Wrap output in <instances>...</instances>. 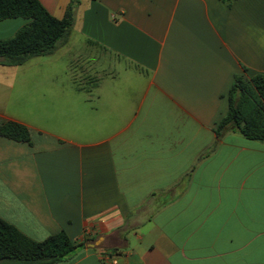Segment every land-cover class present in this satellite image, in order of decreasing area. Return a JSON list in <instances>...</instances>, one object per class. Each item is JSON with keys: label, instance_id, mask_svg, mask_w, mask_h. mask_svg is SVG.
<instances>
[{"label": "crops", "instance_id": "1", "mask_svg": "<svg viewBox=\"0 0 264 264\" xmlns=\"http://www.w3.org/2000/svg\"><path fill=\"white\" fill-rule=\"evenodd\" d=\"M40 1L63 18L73 0ZM43 57L71 68L43 76L38 111L10 100L31 59L0 64V125L31 133L0 135L1 218L66 231L51 264H264V141L216 131L235 76L264 73V0H78Z\"/></svg>", "mask_w": 264, "mask_h": 264}, {"label": "trees", "instance_id": "2", "mask_svg": "<svg viewBox=\"0 0 264 264\" xmlns=\"http://www.w3.org/2000/svg\"><path fill=\"white\" fill-rule=\"evenodd\" d=\"M77 2L73 0L65 16L58 18L40 0H0V21L27 20L13 37L0 38V64L18 66L34 57L53 54L69 40ZM228 100L229 109L219 122L217 133L230 128L249 139L264 141V73L251 76L245 70L236 75ZM0 135L17 141H31L28 126L17 121L0 125ZM77 246L64 230L36 241L0 217V261L51 264L70 255Z\"/></svg>", "mask_w": 264, "mask_h": 264}, {"label": "rangeland", "instance_id": "3", "mask_svg": "<svg viewBox=\"0 0 264 264\" xmlns=\"http://www.w3.org/2000/svg\"><path fill=\"white\" fill-rule=\"evenodd\" d=\"M22 21L23 19H19ZM6 23L0 21V35L5 32ZM56 57H43L42 59H31L26 63V67L21 70H16L19 74V78L16 81V88L10 96L11 106L22 109L25 106H30L31 110L39 104V97L34 89H38L42 83H44V75L52 73L53 75H63L68 69L71 68L70 64H66L65 61H56ZM26 76V81H21V76ZM31 89L24 94L25 90ZM38 111L34 108L32 111ZM30 111L28 114H31Z\"/></svg>", "mask_w": 264, "mask_h": 264}]
</instances>
